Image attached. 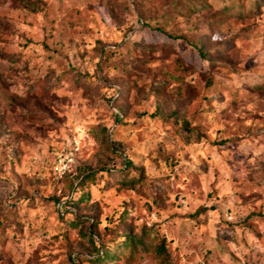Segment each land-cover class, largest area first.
Listing matches in <instances>:
<instances>
[{"label":"rangeland","instance_id":"rangeland-1","mask_svg":"<svg viewBox=\"0 0 264 264\" xmlns=\"http://www.w3.org/2000/svg\"><path fill=\"white\" fill-rule=\"evenodd\" d=\"M0 264H264V0H0Z\"/></svg>","mask_w":264,"mask_h":264},{"label":"trees","instance_id":"trees-1","mask_svg":"<svg viewBox=\"0 0 264 264\" xmlns=\"http://www.w3.org/2000/svg\"><path fill=\"white\" fill-rule=\"evenodd\" d=\"M199 53H200V52H199ZM121 169L123 170L124 168H121ZM120 171H121V170H120ZM83 175H84V174H83ZM83 175H82L81 178H79V179L77 180V183H78V184H81V183L83 182V181H82ZM85 176H86L88 179H91V178H92V173L87 172V173L85 174ZM77 200H78V197H77V198H72V200H68V201H72L71 203H72V204H75V203H77ZM68 201H66V202H68ZM74 220L77 221V220H80V219H78L77 217H75ZM88 236H89V237L92 236V232H91V231L88 232ZM124 237L126 238V240H125L124 242H122V245H124V246H128L130 249H131V248H134L135 241L140 242L139 239L135 240L134 237H131L129 234H126V233L124 234ZM90 238H91V237H90ZM122 245H121V246H122ZM113 253H114V252H113V249L110 250V248H108V247L103 248L102 245H98L97 248H96V250H95L94 255L92 256V259H93L94 261H100V262H102V261H104L105 259H111L112 257H114V256H113Z\"/></svg>","mask_w":264,"mask_h":264},{"label":"built area","instance_id":"built-area-1","mask_svg":"<svg viewBox=\"0 0 264 264\" xmlns=\"http://www.w3.org/2000/svg\"><path fill=\"white\" fill-rule=\"evenodd\" d=\"M53 168H54V170H56V171H59V169H60V166H59V165H57V164H55Z\"/></svg>","mask_w":264,"mask_h":264}]
</instances>
